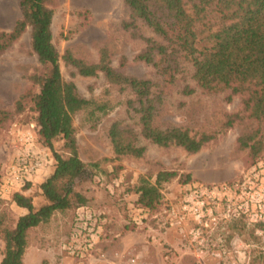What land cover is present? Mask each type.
I'll return each mask as SVG.
<instances>
[{
  "label": "rangeland",
  "instance_id": "obj_1",
  "mask_svg": "<svg viewBox=\"0 0 264 264\" xmlns=\"http://www.w3.org/2000/svg\"><path fill=\"white\" fill-rule=\"evenodd\" d=\"M205 1L209 2L207 19L216 29L220 17L212 7L217 0ZM47 6L53 11L52 42L60 58L69 52L75 59L96 63L105 50L116 71L151 82L154 126L161 130L178 127L195 138H211L194 154L178 146L151 143L139 135V115L128 107L135 99L130 89L109 83L102 73L80 76L60 59L63 78L75 84L81 97L107 104V111L96 120H89L86 113L76 114L73 120L78 157L88 166L96 165L89 167L91 177L76 186L87 203L55 212L47 223L29 230L23 264H79L72 255L73 246H81L89 236L95 246L83 264H126L128 255L140 264H259L264 236H255L247 228L238 232L232 229L234 222L227 221L216 227L208 225L200 238H193L190 233L195 222L191 217L185 219L181 232L164 212L179 205L193 186L226 183L251 163L264 162V119L252 116L248 105L255 89L206 91L196 85L193 69L183 59H179L180 70L173 79L158 67L136 60L146 47L145 39L162 40L140 21L136 28L124 27L130 14L123 0H48ZM19 10L18 0H0V31L12 28L20 18ZM36 59L29 28L0 53V110L9 113L0 122V261L3 231L14 228L17 219L27 213L12 201V194L21 188L10 193L1 189L7 168L32 152L47 155V163L30 181L32 186L23 191L39 208L46 199L38 186L51 175L55 164L52 152L37 139L31 103L24 101L20 113L14 109L21 96L39 91L31 80L41 70ZM186 89L193 92L186 94ZM113 124L138 134L135 144L144 148L140 157L114 154L108 136ZM61 146V141L54 143L57 152L62 153ZM162 171L175 172L176 177L162 185L161 207L145 218L134 205L137 195L133 186L140 177L153 183ZM86 217L92 221L84 229ZM141 218L144 220L137 227L129 225L130 219ZM80 232L79 242L74 244L72 235Z\"/></svg>",
  "mask_w": 264,
  "mask_h": 264
},
{
  "label": "trees",
  "instance_id": "obj_2",
  "mask_svg": "<svg viewBox=\"0 0 264 264\" xmlns=\"http://www.w3.org/2000/svg\"><path fill=\"white\" fill-rule=\"evenodd\" d=\"M130 14L125 28H136L137 21L148 27L162 42L145 39L146 47L136 60L158 67L170 79L179 72V59L193 69L192 79L206 91L242 89L252 91L248 105L252 116L264 119V0H217L213 11L220 17L216 29L207 19L210 12L205 0H123ZM48 0H18L20 18L8 31H0V53L30 29V45L41 66L40 73L31 77L39 88L38 93L21 96L14 104L15 111H24L23 102L31 103L33 122L37 127V139L52 152L55 164L51 175L39 184L38 189L46 203L35 208L31 197L23 191L30 189L26 182L21 191L12 194L15 206L26 214L20 216L14 228L3 231L4 250L0 264H23L29 230L47 223L55 212L82 207L87 199L76 186L91 177L89 169L78 157L73 120L76 114L86 113L89 120H96L107 111V104L81 97L72 81L63 78L59 60L73 67L80 76L93 77L102 73L106 80L131 90L135 99L128 107L138 115L139 135L160 146H178L194 154L210 140V136L195 138L187 130L178 127L158 129L153 125L155 106L151 98V82L128 77L116 71L110 64L105 50L96 63L75 59L69 52L60 58L52 39L53 11ZM193 89H186L191 94ZM28 98V99H27ZM136 102L137 106L134 107ZM9 113L0 110V122ZM114 154L140 157L144 148L137 147L138 134L120 129L113 124L108 133ZM61 141L62 153L54 143ZM258 162V161H256ZM253 162L250 165L256 163ZM248 165V166H250ZM176 177L172 171L157 173L154 182L140 177L133 186L137 195L134 205L148 211L149 215L161 207V187ZM232 229L247 228L242 220L232 223ZM131 227H137L129 221ZM250 232V233H251ZM252 234V233H251ZM258 263L264 264V249L259 251Z\"/></svg>",
  "mask_w": 264,
  "mask_h": 264
},
{
  "label": "built area",
  "instance_id": "obj_3",
  "mask_svg": "<svg viewBox=\"0 0 264 264\" xmlns=\"http://www.w3.org/2000/svg\"><path fill=\"white\" fill-rule=\"evenodd\" d=\"M28 139L30 140L31 136ZM46 156L45 154V157H40L32 152L19 157L7 168L1 189L10 193L11 190H17L26 182H30L47 163ZM192 188L184 195L179 205H171L164 210L167 218L179 231L183 232L185 219L191 217L195 222V228L190 233L193 238H200L208 225L216 227L221 222L239 220H242L246 227H251L255 236H264V162L258 161L248 166L226 183L207 187L195 185ZM136 208L148 218L147 210ZM143 220L144 218L130 219V222L138 226ZM85 221L84 229L90 226L92 219L86 217ZM81 233L72 235L74 244L79 242ZM94 246L95 242L92 236H89L81 246H73L72 255L78 258L79 264H83L86 255L93 251ZM104 256V253L100 254L101 258ZM128 256L126 264H140L136 257ZM189 264L202 263L196 261Z\"/></svg>",
  "mask_w": 264,
  "mask_h": 264
}]
</instances>
